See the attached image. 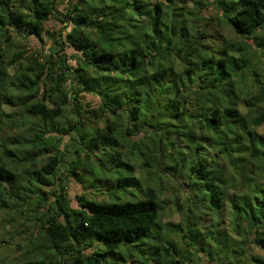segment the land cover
<instances>
[{"label":"clouds","instance_id":"1","mask_svg":"<svg viewBox=\"0 0 264 264\" xmlns=\"http://www.w3.org/2000/svg\"><path fill=\"white\" fill-rule=\"evenodd\" d=\"M96 252L264 264V0H0V264Z\"/></svg>","mask_w":264,"mask_h":264},{"label":"trees","instance_id":"2","mask_svg":"<svg viewBox=\"0 0 264 264\" xmlns=\"http://www.w3.org/2000/svg\"><path fill=\"white\" fill-rule=\"evenodd\" d=\"M159 8V5H156V9ZM135 10V9H134ZM13 23H16V21H13ZM95 257V261L94 264H103V262L106 259H110L113 261V264H116V253H111V255L109 254V252H96L93 254Z\"/></svg>","mask_w":264,"mask_h":264}]
</instances>
